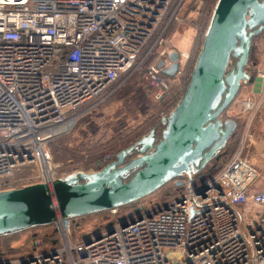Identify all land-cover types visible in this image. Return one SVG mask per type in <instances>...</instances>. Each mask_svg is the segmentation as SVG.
Here are the masks:
<instances>
[{"label":"built area","instance_id":"1","mask_svg":"<svg viewBox=\"0 0 264 264\" xmlns=\"http://www.w3.org/2000/svg\"><path fill=\"white\" fill-rule=\"evenodd\" d=\"M190 2L0 0V181L34 164L27 184H50L49 142L119 80L144 71L163 98L161 69L176 51L168 32ZM176 52L174 75L187 55ZM256 71L258 94L242 100L247 118L264 111V52ZM244 141L241 133L213 174L179 177L164 199L109 209L86 230L57 217V243L36 237L15 253L0 245V264H264V154L256 166Z\"/></svg>","mask_w":264,"mask_h":264},{"label":"water","instance_id":"2","mask_svg":"<svg viewBox=\"0 0 264 264\" xmlns=\"http://www.w3.org/2000/svg\"><path fill=\"white\" fill-rule=\"evenodd\" d=\"M255 29L247 34V28ZM264 29V0H217L196 56L188 84L163 117L156 141L154 128L120 150L97 171H74L52 180L0 190V236L136 202L165 183L190 177L226 145L236 120L219 119L234 100L246 71L252 37ZM231 57L236 58L228 70ZM161 69L174 76L178 54ZM162 67V63L157 65ZM138 152L126 161L127 156ZM181 180H175L180 188Z\"/></svg>","mask_w":264,"mask_h":264},{"label":"rangeland","instance_id":"3","mask_svg":"<svg viewBox=\"0 0 264 264\" xmlns=\"http://www.w3.org/2000/svg\"><path fill=\"white\" fill-rule=\"evenodd\" d=\"M216 1L191 0L184 12L185 19L172 24L169 29L168 39L170 42L169 45H166L167 48H174V50L185 52L187 55L182 60L179 74L172 77L162 75L163 81L168 84V90L163 98L158 99L156 97L158 87L150 84L151 79L145 77L144 71L135 72L130 77L112 84L109 87L110 93L98 105L82 115L69 132L63 133L49 142L48 148L51 153L53 169L58 177L78 170L97 171L114 160V155L119 149L133 144L148 130L155 128L156 135H159L162 126L160 117L168 115L181 97L184 85L189 81L196 56L201 48L203 33H205ZM263 45L264 31L253 36L251 40L248 64L253 58L254 68L255 64L259 65L262 58ZM235 60L236 58L231 57L232 66ZM232 66H229V69ZM246 71L252 76V80L240 87L234 100L224 110V118L230 117L236 121H239L237 118H242V115L237 112L239 102L246 93L251 94L253 86L258 83L256 68L246 67ZM260 125L264 130V123ZM251 130V128L248 129V139ZM231 143L232 139L227 144ZM137 154L138 152H134L125 160L128 161L131 157H136ZM36 172L37 168L34 164L20 166L10 176L0 181V190L2 186L10 189L26 185L27 179L31 180ZM176 179L165 183L145 200L152 198L161 200L168 197L171 192L177 191L174 189V180ZM108 214V211L103 213L104 217ZM97 216H88L82 220L83 227H81L86 230L93 226L99 217H103ZM34 229L0 237L1 249L10 253L19 251L23 247L29 231ZM40 230L42 229H38V231ZM50 230L48 227L47 231L50 232Z\"/></svg>","mask_w":264,"mask_h":264},{"label":"trees","instance_id":"4","mask_svg":"<svg viewBox=\"0 0 264 264\" xmlns=\"http://www.w3.org/2000/svg\"><path fill=\"white\" fill-rule=\"evenodd\" d=\"M168 34H169V32H168ZM204 34V33H203ZM204 37V36H203ZM202 42L203 41H201V44H200V46L202 45ZM252 61H253V58L249 61V64L247 65V67H250V66H252V67H254L253 66V63H252ZM231 63H233L232 61H231V59H230V64H229V66H232V64ZM228 69H229V67H228ZM251 80H252V76H250V79H249V81H248V83L249 82H251ZM187 84H188V82L184 85V89H183V91L181 92L182 94H183V92H184V90H185V88H186V86H187ZM162 119H163V116L162 117H160V123H161V129H160V133H159V135L157 136L156 135V132H155V135L157 136V138H160L161 137V131H162V129L164 128V124L162 123ZM239 128H240V126L238 125V128L231 134V136L229 137V139H228V141H227V143L229 142V140L230 139H232V143L231 144H227L226 143V145L216 154V156L215 157H213L209 162H207L206 164H205V166L202 168V169H199L196 173H194L192 176H194V177H200V176H202V175H211V174H213L216 170H217V168L221 165V163L222 162H224L229 156H230V154L232 153V151L234 150V147H235V145H236V142H237V139H238V135H239V133H238V131H239ZM154 130H155V128H154ZM149 131V130H148ZM128 146H130V145H128ZM128 146H124V148H121V149H119L116 153H115V155L120 151V150H123V149H125V148H127ZM115 155H114V158H115ZM105 166V165H104ZM27 181L28 182H30L31 180L28 178L27 179ZM28 182H26V184L28 183ZM21 187V186H20ZM17 188V187H16ZM2 189H6V186H2L1 187V190ZM155 193V192H154ZM172 193V192H171ZM153 194V193H152ZM149 196H152L151 194L150 195H148V196H146V197H149ZM146 197H144L143 199H141V200H145V198ZM128 205H125V206H122V207H119L120 209H122V208H125V207H127ZM103 213H106V211H101V212H97V213H93V214H89V215H85V216H81V217H75V218H72L71 219V222H73V224L74 225H78V224H82L81 222H82V220H85V218H87L88 216H93V215H98L97 217H99V215L100 216H103L104 217V215H103ZM48 227H50V232H48L47 231V228ZM34 228H37V229H34ZM30 229H34L33 231H29V235L26 237V240H25V242L23 243V244H25V243H27L30 239H32V238H36V237H44V238H46V239H50L51 241H53V243H57V234H56V231H55V229H54V226H53V223L52 224H49V225H44V226H37V227H33V228H30ZM29 229V230H30ZM38 229H42V230H40V231H38ZM13 234H15V233H13ZM13 234H10V235H13ZM52 234V237H50V235ZM10 235H3V236H0V237H6V236H10ZM54 238V239H53ZM1 242V241H0ZM18 248H19V246H17Z\"/></svg>","mask_w":264,"mask_h":264},{"label":"crops","instance_id":"5","mask_svg":"<svg viewBox=\"0 0 264 264\" xmlns=\"http://www.w3.org/2000/svg\"><path fill=\"white\" fill-rule=\"evenodd\" d=\"M257 67V65L255 64V68ZM253 67V69H255ZM257 72V71H256ZM256 79L258 81L257 85H254L252 88V93H246L244 95V97L240 100L239 102V110L237 111L240 115H242V118L239 117L237 118L239 121V135H238V139L236 142V145L238 143L240 134L243 133L244 139L245 141H247L248 143H246L245 141V150H244V154L246 155H254V156H249L251 158V160L254 162V164L256 166H261L262 162H263V154H264V140H263V136H264V130L261 128L262 125L264 123V111L262 113H259L257 115H255L253 118H247L246 111L242 110V100L245 97H251L254 98L257 96L258 94V88H259V78L256 75ZM255 79V80H256ZM247 84V83H246ZM245 85V84H244ZM242 119V122H241ZM247 119V121H246ZM246 123V125H245ZM251 128V135L248 139V129ZM235 145V146H236ZM235 148V147H234ZM251 153V154H250Z\"/></svg>","mask_w":264,"mask_h":264},{"label":"flooded vegetation","instance_id":"6","mask_svg":"<svg viewBox=\"0 0 264 264\" xmlns=\"http://www.w3.org/2000/svg\"><path fill=\"white\" fill-rule=\"evenodd\" d=\"M255 29V27H253V28H247V34L248 33H250V32H252L253 30ZM262 31H264V29H262L259 33H261ZM258 33V34H259ZM255 36V35H254ZM253 38V37H252ZM244 84H242L241 86H243ZM223 113H224V111L219 115V119H221V120H225V119H227V118H224L223 117ZM230 118V117H229ZM232 119H234V118H232ZM235 120V119H234ZM238 125H239V123H238V121H236V125H235V129H234V131L238 128ZM159 138H157V136H156V141L158 140ZM228 141V140H227Z\"/></svg>","mask_w":264,"mask_h":264}]
</instances>
